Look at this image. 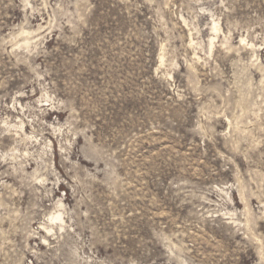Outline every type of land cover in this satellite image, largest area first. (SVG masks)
<instances>
[{
  "label": "rangeland",
  "instance_id": "obj_1",
  "mask_svg": "<svg viewBox=\"0 0 264 264\" xmlns=\"http://www.w3.org/2000/svg\"><path fill=\"white\" fill-rule=\"evenodd\" d=\"M0 264H264V0H0Z\"/></svg>",
  "mask_w": 264,
  "mask_h": 264
},
{
  "label": "bare ground",
  "instance_id": "obj_2",
  "mask_svg": "<svg viewBox=\"0 0 264 264\" xmlns=\"http://www.w3.org/2000/svg\"><path fill=\"white\" fill-rule=\"evenodd\" d=\"M52 220L63 221V218H62V215L60 213H56L54 216H52Z\"/></svg>",
  "mask_w": 264,
  "mask_h": 264
}]
</instances>
